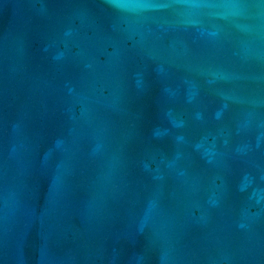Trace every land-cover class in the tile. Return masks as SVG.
<instances>
[{"label":"water","instance_id":"95a60500","mask_svg":"<svg viewBox=\"0 0 264 264\" xmlns=\"http://www.w3.org/2000/svg\"><path fill=\"white\" fill-rule=\"evenodd\" d=\"M0 264H264V0H0Z\"/></svg>","mask_w":264,"mask_h":264}]
</instances>
